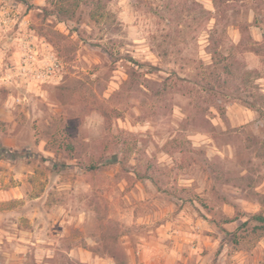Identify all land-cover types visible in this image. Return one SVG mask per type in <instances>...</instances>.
<instances>
[{"label": "rangeland", "instance_id": "1", "mask_svg": "<svg viewBox=\"0 0 264 264\" xmlns=\"http://www.w3.org/2000/svg\"><path fill=\"white\" fill-rule=\"evenodd\" d=\"M259 1L0 0V264H264Z\"/></svg>", "mask_w": 264, "mask_h": 264}, {"label": "built area", "instance_id": "2", "mask_svg": "<svg viewBox=\"0 0 264 264\" xmlns=\"http://www.w3.org/2000/svg\"><path fill=\"white\" fill-rule=\"evenodd\" d=\"M29 52L30 51H27L26 52L27 54L24 55V60H23L24 66L22 67L23 73L31 77L32 79H35L38 81L48 80L50 76L53 74L55 68H57V65L54 64L55 62H50L49 64L41 66L38 69H34L30 66L32 57Z\"/></svg>", "mask_w": 264, "mask_h": 264}, {"label": "trees", "instance_id": "3", "mask_svg": "<svg viewBox=\"0 0 264 264\" xmlns=\"http://www.w3.org/2000/svg\"><path fill=\"white\" fill-rule=\"evenodd\" d=\"M260 4L264 5V2L259 1ZM57 9V8H56ZM53 15H55L58 19H66V18H73L74 13L72 12H65L62 11L61 9H58L54 11ZM255 23H257V20H254ZM77 22H79L77 20ZM254 220L258 223H260V226H257L254 230H263L264 229V217L263 216H256L254 217ZM111 258L113 259L114 264H127V257L124 253L123 250L121 249H116L111 252Z\"/></svg>", "mask_w": 264, "mask_h": 264}, {"label": "crops", "instance_id": "4", "mask_svg": "<svg viewBox=\"0 0 264 264\" xmlns=\"http://www.w3.org/2000/svg\"><path fill=\"white\" fill-rule=\"evenodd\" d=\"M20 41L22 40V39H19ZM23 42H25L24 44H20V46H22L23 45V47L26 49V51H27V48L29 49V46H28V44H27V42L25 41V40H22Z\"/></svg>", "mask_w": 264, "mask_h": 264}]
</instances>
